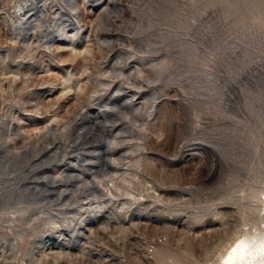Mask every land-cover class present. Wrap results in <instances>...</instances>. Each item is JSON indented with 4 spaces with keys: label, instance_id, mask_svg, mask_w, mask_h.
I'll use <instances>...</instances> for the list:
<instances>
[{
    "label": "rangeland",
    "instance_id": "374dc122",
    "mask_svg": "<svg viewBox=\"0 0 264 264\" xmlns=\"http://www.w3.org/2000/svg\"><path fill=\"white\" fill-rule=\"evenodd\" d=\"M259 237L264 0H0V264Z\"/></svg>",
    "mask_w": 264,
    "mask_h": 264
},
{
    "label": "bare ground",
    "instance_id": "6f19581e",
    "mask_svg": "<svg viewBox=\"0 0 264 264\" xmlns=\"http://www.w3.org/2000/svg\"><path fill=\"white\" fill-rule=\"evenodd\" d=\"M106 167L109 166L106 165ZM252 240L249 241L244 238L236 242L227 256L221 260L222 264H264V238Z\"/></svg>",
    "mask_w": 264,
    "mask_h": 264
}]
</instances>
